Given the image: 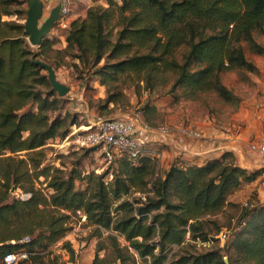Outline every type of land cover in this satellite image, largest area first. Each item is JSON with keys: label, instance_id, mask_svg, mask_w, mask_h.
Segmentation results:
<instances>
[{"label": "trees", "instance_id": "obj_1", "mask_svg": "<svg viewBox=\"0 0 264 264\" xmlns=\"http://www.w3.org/2000/svg\"><path fill=\"white\" fill-rule=\"evenodd\" d=\"M25 2L0 0V257L13 252L15 264H58L44 261L41 251L66 234L71 214L80 210L98 239L89 264H264V202L246 201L232 223L216 218L264 167L244 168L224 151L200 162L176 157L159 172L150 154L159 146L146 143L135 157L120 152L110 168L81 175L51 166L43 152L48 141L80 124L49 81L43 63L55 67L50 52L68 56L86 87L103 85L107 104L128 82L151 87L168 74L169 92L181 88L193 98L214 91L230 100L220 73L256 70L245 50L264 53L254 38L264 34V0H72L69 16H75L59 29L61 49L60 38L49 33L38 46L29 44ZM39 176L49 193L36 187ZM17 189L29 196L17 198ZM222 230L228 237L220 242ZM186 236L209 245L173 252Z\"/></svg>", "mask_w": 264, "mask_h": 264}, {"label": "rangeland", "instance_id": "obj_2", "mask_svg": "<svg viewBox=\"0 0 264 264\" xmlns=\"http://www.w3.org/2000/svg\"><path fill=\"white\" fill-rule=\"evenodd\" d=\"M21 7L27 8L28 3L25 2ZM15 17V15L4 16V19H15ZM22 21L24 22L25 19ZM254 38L264 46L263 33H254ZM60 45L61 43H57L56 48L61 49ZM245 53L255 65V71L238 68L220 73L222 84L231 91L230 100L220 98L214 91L201 92L193 98L183 96L181 88H175L174 91L169 92L173 76L168 74L161 81L152 82L151 87L146 86L143 82H128V87H122V93L119 94L116 101L107 104L104 100L107 93L103 85L97 81H91L90 86L86 87L85 80H77L76 73L71 67L72 60L68 56L58 55L55 51L50 52L49 60L55 66L51 69L55 73V78L68 86V91L64 95L68 98L69 108L77 115L80 124L72 125L70 132L63 139L50 140L44 145L45 161L53 167L62 169L65 173L72 169L82 171L81 175L91 171L94 173L103 172L112 164L105 161L93 149L81 147L76 142L73 132L81 129V125H86L99 118L132 116L138 111L142 119L153 126L166 124L172 127L181 123L198 125L206 124L209 121L227 126L237 120L244 122L248 119L256 124L260 120V112H264V53H253L248 49L245 50ZM147 104L149 105L148 110L144 111L142 107ZM146 143L156 144L157 141ZM164 147L166 144L161 143L158 149ZM19 156L23 157L24 151ZM158 169L161 172L160 167ZM37 181L36 187L43 188L45 193L51 191L44 187L45 183H39V181H44L43 176H39ZM234 193L228 199L235 204L227 206L224 211L216 215L220 224L232 223V218L237 216L240 207L246 201L256 198L264 202V171L260 175V186L258 183L254 187L245 185L237 194ZM14 194L20 199H26L29 196L28 192L19 189L14 191ZM68 221L69 229L66 234L41 251L43 260L54 259L58 264H89L98 240L91 236L92 225H88L86 220L82 221L78 214H71ZM118 238L120 242H123L121 236ZM197 241L186 236L180 246L172 247V251H199L203 247ZM67 243L73 250V261H69L71 252ZM25 257L23 254L18 255L19 260Z\"/></svg>", "mask_w": 264, "mask_h": 264}, {"label": "built area", "instance_id": "obj_3", "mask_svg": "<svg viewBox=\"0 0 264 264\" xmlns=\"http://www.w3.org/2000/svg\"><path fill=\"white\" fill-rule=\"evenodd\" d=\"M72 0L59 1V14L56 20V29H67L69 25V11ZM81 129L73 132L76 142L81 147H96L102 158L109 162L120 152H126L131 157L137 156L146 142L157 141L160 137L177 135L182 138L208 141L204 134L190 123H181L178 126H168L166 124L150 125L145 122L140 112L132 116H116L110 118H99L86 125H81ZM247 148L264 155V138L251 140L247 143ZM150 154L158 158V152L150 149ZM82 221L86 220V215L80 210L77 211ZM220 242H223L228 233L225 230L217 235ZM199 245L207 246L209 242L197 241ZM23 256H26L23 254ZM17 255L13 252H6L0 257V264H15Z\"/></svg>", "mask_w": 264, "mask_h": 264}, {"label": "crops", "instance_id": "obj_4", "mask_svg": "<svg viewBox=\"0 0 264 264\" xmlns=\"http://www.w3.org/2000/svg\"><path fill=\"white\" fill-rule=\"evenodd\" d=\"M60 0H42L44 14L41 19L43 21L49 14L50 10L59 4ZM75 14H71L69 19ZM53 36H58L61 40V47H64V33L53 28L50 33ZM199 129L206 138L213 140L199 141L187 138H182L177 135H169L160 137L157 143H153L160 147V144H166L162 149L155 148L158 152V162L160 170L167 169L171 160L176 157H181L186 160L202 161L208 156H220L224 151H231L235 162L247 169H256L264 167V155L252 152L247 148V143L251 140L264 138V112H260V120L256 124L251 120L236 121L232 125L223 126L209 121L206 124L193 125ZM263 173V172H262ZM260 186V176L253 182L244 183L240 189L234 194H237L243 186ZM260 197L258 196V199ZM262 202V201H261Z\"/></svg>", "mask_w": 264, "mask_h": 264}, {"label": "water", "instance_id": "obj_5", "mask_svg": "<svg viewBox=\"0 0 264 264\" xmlns=\"http://www.w3.org/2000/svg\"><path fill=\"white\" fill-rule=\"evenodd\" d=\"M43 14L44 7L42 0H28L24 29L27 33V40L32 46H38L42 39L53 29L59 14V4L52 8L48 16L41 21ZM43 65L47 69L52 88L55 89L59 95H64L68 91V86L55 78V73L50 65L44 63ZM224 260L227 262L226 257Z\"/></svg>", "mask_w": 264, "mask_h": 264}]
</instances>
